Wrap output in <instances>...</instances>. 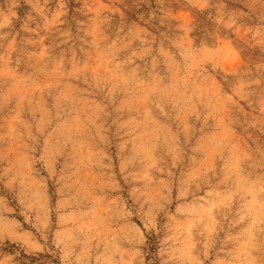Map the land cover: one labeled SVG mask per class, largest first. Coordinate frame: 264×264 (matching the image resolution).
<instances>
[{
    "label": "rangeland",
    "instance_id": "rangeland-1",
    "mask_svg": "<svg viewBox=\"0 0 264 264\" xmlns=\"http://www.w3.org/2000/svg\"><path fill=\"white\" fill-rule=\"evenodd\" d=\"M0 264H264V0H0Z\"/></svg>",
    "mask_w": 264,
    "mask_h": 264
}]
</instances>
